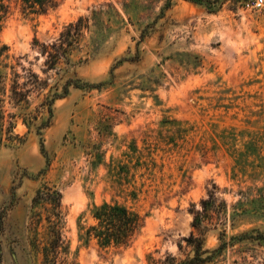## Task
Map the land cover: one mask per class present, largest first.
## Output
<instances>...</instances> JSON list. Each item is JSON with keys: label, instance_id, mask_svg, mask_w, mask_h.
Listing matches in <instances>:
<instances>
[{"label": "rangeland", "instance_id": "1", "mask_svg": "<svg viewBox=\"0 0 264 264\" xmlns=\"http://www.w3.org/2000/svg\"><path fill=\"white\" fill-rule=\"evenodd\" d=\"M250 2L56 0L33 12L8 0L0 44L26 62L35 63L33 39L49 42L86 18L71 61L79 79L98 86L71 88L53 104L43 154L34 133L0 148V264H37L26 227L42 183L61 194L62 234L75 264L185 258L184 239L197 234L194 213L207 191L224 201L226 219L204 233L205 249L219 244L221 229L226 241L250 229L264 234V7ZM35 64L38 71L41 60ZM14 132L25 129L17 124ZM103 204L142 217L128 247L86 236ZM217 260L264 264V247L235 244Z\"/></svg>", "mask_w": 264, "mask_h": 264}, {"label": "trees", "instance_id": "2", "mask_svg": "<svg viewBox=\"0 0 264 264\" xmlns=\"http://www.w3.org/2000/svg\"><path fill=\"white\" fill-rule=\"evenodd\" d=\"M19 1L33 12H44L56 3V0ZM7 2L0 0V15L8 13ZM88 28L87 19L78 17L64 26L58 36L49 42L40 43L33 39L32 50L37 53L34 62L41 60L38 71L33 69L35 63L26 62L25 56L15 59L10 57L9 47L0 44V148L20 146L26 135L34 133L39 137L40 152L43 154L41 136L52 124L53 104L65 98L71 88L91 89L98 86L79 79L71 61L73 51ZM17 124L24 127L23 135L14 132ZM206 196L200 202L201 212L194 213L192 228L197 234L191 232L184 239L190 254L183 259L166 255L154 264H218L217 259L222 252L235 244L264 247V234L258 229L232 235L228 241L225 240V230L221 229L217 238L219 244L211 250L205 249L204 233L223 226L226 219L224 201L215 191H207ZM61 200L59 190L46 183L34 191L26 229L27 244L37 264H75L67 257V246L62 234ZM92 217L95 225L89 227L85 234L88 238H95L103 247H128L143 225L138 213L118 204H103L95 209ZM178 249H181L180 245Z\"/></svg>", "mask_w": 264, "mask_h": 264}, {"label": "built area", "instance_id": "3", "mask_svg": "<svg viewBox=\"0 0 264 264\" xmlns=\"http://www.w3.org/2000/svg\"><path fill=\"white\" fill-rule=\"evenodd\" d=\"M246 6L251 7L254 10H260L264 7V3L263 0H251Z\"/></svg>", "mask_w": 264, "mask_h": 264}]
</instances>
